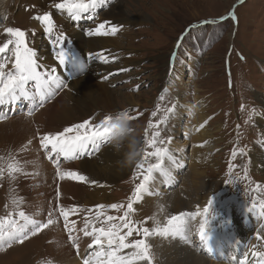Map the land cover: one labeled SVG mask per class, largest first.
Returning a JSON list of instances; mask_svg holds the SVG:
<instances>
[{"label": "rangeland", "instance_id": "1", "mask_svg": "<svg viewBox=\"0 0 264 264\" xmlns=\"http://www.w3.org/2000/svg\"><path fill=\"white\" fill-rule=\"evenodd\" d=\"M0 1H2V3L0 2V7L2 6L0 9V46L9 39L5 29L17 27L28 33L31 41L28 43L34 46L40 58L42 53L47 56L52 55L53 58L49 37L43 31V25L34 19L36 15L45 11H52L55 14L57 11L52 7L53 3L45 4V1L42 0V5H37L34 0H20L16 4L15 0H9L10 6L7 7L8 0ZM117 2H122V7L127 9L131 16L128 17L129 21L124 17L123 19L119 18L116 12H114V16H111L119 18L113 24L121 27L115 36L110 35L108 38L112 39L113 37L117 40L120 38L119 42L121 43H119L120 48H116V45L110 46V62L104 65H112L116 69L109 73L107 79H105L107 75L103 76L102 81L114 80L111 83V88L118 91L115 99L118 110L110 111L108 108L100 107L98 110L90 111V116L87 114L82 119L92 118L99 121L106 115L120 110H128L129 115L134 117L131 121L136 139L142 149L151 152L153 149L144 143L146 129L149 138L153 132L159 131L158 140H165L167 144L168 138L173 137L172 134L176 128L184 130V126L187 124L188 130L191 131V126L195 123V116L190 115L188 109L183 107L184 112L179 123L176 122L177 116L174 115L171 118L172 111H168L176 105L175 97L180 93L176 87H181L182 82L190 80L189 82L192 84H187L190 87V90L187 89V95L184 91L182 92L186 95L189 103L196 108L200 106L201 111L206 112V120L202 124L215 132L213 137L218 139L214 151L208 155L210 157L205 156V163L202 167L209 176L207 179L209 178L211 182L209 185V189L213 190H211V197H217L220 191L225 188L234 193L241 191L245 198L251 197L254 193L250 187L259 185L262 190L264 188V126L260 123L259 118L264 116V0H110L106 6L95 10L92 20L85 16L80 20L73 21L65 15L66 12L63 13L61 15L63 17L56 20L58 25L56 32H59V28H61V32L68 33L65 28L68 22H70V30L75 28L85 30L88 25L94 28L105 20L110 21L113 18L105 19L108 17L105 12H109ZM14 8L16 11L12 10ZM232 11L235 12L236 19L228 16V13ZM17 15L21 16L17 17ZM222 16L224 19L220 20L219 18ZM206 19L215 20L216 23L207 25L201 23ZM67 40L65 45L75 50L77 48L75 41L71 40L72 42H70L69 38ZM12 47L9 45V49L5 53H0V62L7 61L9 68L14 60L10 51ZM84 53L83 50L80 54L81 61L84 59ZM120 54H124L125 57L127 56L126 58L133 61L128 65V68H124L128 71H121L123 62H119L117 59ZM113 57L116 59L111 60ZM52 68L55 66L46 67V70L49 71ZM41 70L45 71L43 68ZM88 70L89 66L84 68V73L86 74ZM84 73H81V76H84ZM67 75L71 77V73ZM178 76H181L182 82H178ZM165 89H167L166 92ZM134 96L138 98L139 103L134 105L130 103V105L127 99L132 100ZM181 97L184 95H180ZM23 106L27 108L28 104L18 101L15 104H6L4 107L23 110ZM4 107L0 106L2 115L8 112L3 111ZM194 107L190 108L195 110ZM153 112L156 115H153ZM176 112L177 110L174 114ZM165 115H167V120L157 124ZM149 121L157 126L149 128ZM191 136L186 135L184 131L180 135L181 141L189 140V143L185 147L183 146L187 154L192 150ZM36 137L38 138V136ZM109 146L110 143H104L101 145V149H107ZM205 148V145L201 147L203 151ZM241 149L244 150L243 153L240 152ZM171 150L177 157L176 161L179 160L181 164L185 165L182 171L187 172L189 170L188 163L178 158L177 149ZM234 150L237 152L235 158L232 156ZM15 152V146L11 140H0V157H7L9 153L15 155ZM257 153L260 156L254 158ZM230 158L234 165L231 173L229 168L226 169ZM141 159H143V152L138 161ZM149 159L151 163H155L154 158ZM254 159H257L256 163H254ZM137 162L132 165L130 171L122 179L116 181L113 188L111 187V191L113 189L112 199L115 200L113 202L123 203L122 198L131 196L134 183L132 177L135 176ZM167 163L168 161H166ZM245 168L247 177L244 174ZM172 176L174 177V175ZM230 176L233 178L239 176L240 178L234 183H226ZM24 179L23 175L11 182L6 175L0 179V216H5L14 209L15 206L11 202L13 196L24 198L21 207L26 210L22 183ZM164 181V178L158 177L152 184L159 188L156 190L158 193L152 196L158 197V205L161 200L159 197L162 195L161 188L167 186ZM252 181H254V185L250 183ZM30 183L31 187L35 184L33 187L35 190L40 188L38 182ZM99 184L102 185L101 182ZM93 192H96L95 197L89 196L88 199L87 195L93 194ZM83 193L82 198L79 199V205L82 208H89L88 206L100 203L97 199L99 196L101 197V193L91 186L84 188ZM87 199L89 203L84 202ZM60 203L62 202L60 201ZM166 207L167 205L161 204L162 212L157 217V221H159V217L167 216L164 211L172 212V208L166 209ZM134 208L136 209L135 215L146 220L150 229L154 227L152 223L155 224V221L147 219L154 217L153 208L146 211L148 207L138 202L134 204ZM224 210L220 206H214L211 217L214 218ZM249 217L250 222H248L251 224L252 230H249L248 234L252 236L254 232H260L262 235L264 229L257 230L255 226L258 224H255V218L252 215ZM259 221L261 222V220ZM221 224V220L213 224L210 218L209 230H220ZM190 230H193L192 233H194L197 231V227H192ZM64 232L66 233L64 230H59L60 234L57 233L61 239L58 243L64 246L68 243L73 248L71 241L68 240V235L66 239L63 238ZM46 233L45 230L22 245L17 244L5 252H0V264H48L49 261L51 264H58L45 251V244H49L51 241L47 239ZM192 233L190 232V234ZM241 237L246 240V235ZM132 238L140 237L134 234ZM249 238L248 241H250ZM159 240H161V244L158 243L160 255L157 251ZM148 241L156 254V264H166L171 254L167 248L177 239L169 238L167 240L161 237L159 239L158 236H150ZM260 241L253 238L250 243L260 246L264 251V241H261L262 244ZM200 253L207 254L202 250ZM76 255L77 253L74 254L75 257ZM234 257L236 259L233 261H237L238 257L236 255ZM233 261L231 260V263L235 264Z\"/></svg>", "mask_w": 264, "mask_h": 264}, {"label": "snow or ice", "instance_id": "2", "mask_svg": "<svg viewBox=\"0 0 264 264\" xmlns=\"http://www.w3.org/2000/svg\"><path fill=\"white\" fill-rule=\"evenodd\" d=\"M110 0H59L53 3L52 7L58 12H66L73 20L77 21L85 16L89 20L94 19L93 13L98 8L106 6ZM228 16L236 19L235 12H229ZM34 19L43 25V31L49 37V43L59 65L63 66L67 51L65 48L66 37L63 32L57 34V24L53 14L49 11L36 15ZM223 20L224 17H220ZM203 24L216 23L215 20H204ZM121 26L105 20L97 24L94 28L87 30V35L92 36H115ZM5 32L9 39L0 46V53H5L12 45L11 53L14 60L11 67H8L7 61L0 62V105L15 104L18 101H28L31 105L26 113L28 117H33L35 112L42 109L45 103L64 88L65 82L60 75L56 74V69L43 71L42 65L38 61L37 51L28 43V33L17 27H7ZM89 57L93 60L99 59L104 63L110 62V57L105 51L89 52ZM112 60L116 58H111ZM128 71V69H121ZM107 79V77H105ZM167 89H165V92ZM163 99V96H161ZM129 119L134 117L129 115ZM169 112L173 109H168ZM153 115H156L153 112ZM111 115H106L98 124H94L90 119H85L80 123H73L70 126L63 127L62 130H44L39 129L36 132L38 136V146L46 154L47 159L54 167V176L57 181H76L81 183H91L95 185L97 181H89L88 176L78 170L68 169L62 166V161H75L82 157H91L100 151L101 145L109 143V134L111 132ZM7 120V115H0V121ZM167 120V115L161 118L162 123ZM206 123V122H205ZM149 121V128L156 127ZM204 124L200 125L203 128ZM199 130V129H197ZM159 131L152 133L148 137L147 129L145 130L144 143L151 147V152L142 149L143 159L136 164L137 175L142 177L128 197L126 206L124 203L96 204L91 208H82L78 204L64 205L60 203L61 188L56 183L54 188V200L49 205L46 219H38L34 214H29L21 205L24 203L23 197L12 198L14 209L5 216H0V252H5L14 245L24 244L30 238L37 236L45 230L53 229L59 225L60 218L63 220V229L68 233V240L79 253L81 248V236L90 238L87 243L82 264H156V255L152 245L148 241L150 236H159L161 238H179L185 243H192L190 236V221L197 216L204 217L198 227L199 249L209 255L216 256L208 244L209 234V211L212 200L209 199L207 206L197 212H180L169 216L165 223L161 224L155 220L153 228L144 227L146 221L132 219L136 211L134 204L141 202L146 195H153L152 184L157 176L165 178V181L171 183L174 180L171 169L167 167L166 161L176 163V157L169 148L165 140H158ZM169 141L171 138H168ZM32 144L29 140L27 144L21 146V151L26 150ZM203 146V145H200ZM243 149L240 150L243 153ZM237 155L234 150L233 158ZM149 158H155V163H147ZM147 163V167L145 164ZM229 172H232L234 165L229 163ZM24 164L12 153L7 157H0V179L7 176L8 180L15 181L19 176L25 175ZM245 177L247 169L245 168ZM239 176L232 177L226 183H234ZM259 188V185H257ZM122 211L119 216L109 215L107 210ZM249 210L256 213L259 219H264V199L253 200ZM83 213V219L80 221L82 227H77L78 221L70 219ZM264 228V225L261 226ZM73 233H77L74 235ZM136 234L140 238H132ZM132 238V239H130ZM257 240H264V235L256 233ZM255 245L251 248L255 249ZM125 249L130 251L125 252ZM91 250V251H88ZM249 251L243 252V258L239 264H250ZM251 256L255 264H264V251L251 250ZM235 260V257L230 258ZM51 264V261L48 262Z\"/></svg>", "mask_w": 264, "mask_h": 264}, {"label": "bare ground", "instance_id": "3", "mask_svg": "<svg viewBox=\"0 0 264 264\" xmlns=\"http://www.w3.org/2000/svg\"><path fill=\"white\" fill-rule=\"evenodd\" d=\"M15 1L17 4L20 0ZM34 1L37 3V5H42V0ZM44 1L45 4L47 2H59V0ZM0 2L2 3V1ZM9 3L10 1L8 0L6 2L7 7L10 6ZM12 10L16 11L15 8ZM114 12H116V15L121 19H123L124 17V19L128 20V17L130 18L131 16V14L128 13V10L122 7V2H117L115 5H113V8L109 10V12H105V14H108L107 16L111 17L115 15ZM63 13L65 12L57 11L54 14L56 20H59L60 17H63L61 16ZM65 15H67V13H65ZM18 16L20 17L21 15H17V17ZM108 17H106L105 19L113 18L112 20H110L112 23L115 20H119L118 17ZM69 19L71 20L70 17ZM65 28L68 32L64 33L65 37L68 36L66 37V40L69 38L70 42H72L71 40L75 41V45L77 46L76 49L78 52H83V50L85 51L83 55L84 59L77 65V73L75 77L71 78L70 76L65 75L67 72L63 73L61 71L56 61L53 60L52 55L47 56L44 53L40 54L41 58L39 56L37 57H39L40 63L43 66L42 68L46 71V67H49L51 65L55 66V69H58L59 75L65 81L66 88H62L57 95L48 100L45 103V106L42 109L36 111L34 116L31 118L26 115L29 107L31 106L28 101L21 100V103L28 104L27 108L26 106H23V110L7 109L6 107H4L5 105H3V111H8L4 114L7 115V120L0 121V140H11L13 142L16 151L15 156L25 166L26 174L23 175L25 179L22 180V183L23 193L25 196L26 211L29 214H34L38 219H46L49 205L54 200V188L58 181L54 176L53 165L49 160H47L46 154H44L43 150L38 146L36 129H39L41 132L44 130H62L63 127L70 126L72 124L71 122L84 121L82 117L87 114H89L90 116V111L98 110L100 107L108 108V110L110 111L118 110V106L117 104H115V99L118 95V91L111 88V83H113L114 80L102 81L103 76L107 75L106 77L108 78L109 73L114 71V69L116 68H114L112 65H104L106 63L99 59L93 60L90 57L88 59L86 58L85 54L87 52L104 50L105 54L110 57L109 48L113 47L114 45H116V48H120V38L119 40H117L113 37L112 39L108 38V36L90 37L86 35V32L89 28H93L91 25H88L85 30H80L78 28L70 30V22H68L65 25ZM59 32H61V28H59ZM59 32H57V34ZM126 57L124 54H120L117 57L119 62H123V69L128 68V65L133 62ZM70 59L71 56L68 54L66 58V66L68 67L71 66ZM88 66L89 70L85 74L84 68H87ZM81 73H84V76L82 75L83 77L81 76ZM177 79L178 82H182L181 76H178ZM189 81H184L182 82L181 87H176L180 93L175 97L176 105L172 108L173 111L171 113V118L174 117V115L177 116L178 120H176V122L179 123L182 119L184 107L188 109L187 111L188 113H190V115L195 116V123L193 126H191V131L188 130L187 124L184 126V130H182V128H176L174 133L172 132L173 137H170L171 140L168 142L169 148L178 150V158H181V161L188 163L189 170L187 172H183L182 169L185 165L181 164L179 160L176 161L175 164L168 161L166 165L171 169L172 175H174V180L171 183L164 181L167 186L161 188L162 195L161 197H159L161 198V200L159 201L160 205L157 204V200H159L158 197H152L155 193H158L156 190L159 188H157L155 185H152V191L154 194L146 195L141 202H138L148 207L146 211H148L150 208H153L152 212L155 213V220H157L160 212H162L161 204L167 205L166 209L172 208V212L164 211L167 216L161 218L159 217V222L161 224L165 223L169 216L178 214L180 212H185L186 209H189L188 211L190 212L200 209V211L202 212L203 208L206 206L207 201L211 197L212 189H209V185L211 184V182L209 178L207 179V177L209 176L202 167L205 163V156L211 155V152L214 151V148L216 147L218 139L216 140V137H213L215 132L211 131L209 127L207 128L205 124L203 128H200V125L204 122V120H206L207 114L206 112H204V110L201 111L200 106L196 108L191 103H189V101H187V89L190 90V87H188L187 84H192ZM182 91H184L186 95ZM180 95H184V97L180 98ZM137 99L138 98L134 96L132 100L127 99V101L129 102V104L131 103L132 105H134L139 103ZM190 107H194L195 110L191 109ZM176 110L179 113L176 112V114H174ZM0 115H2V111L0 112ZM259 121L264 126V116L262 118H259ZM183 131L186 133V135H192V150L189 154L185 153L186 151L184 150V147L189 143V140L185 139L184 141H181L180 139V135ZM29 140H32V144L26 150L21 151V146L27 144ZM176 145L177 147H175ZM200 145H205V151L201 149L202 146ZM125 150L126 147L125 149H122L121 152L117 153L110 145L107 149L102 150L100 148V151L96 152L91 157H82L81 159L75 161H62L63 167L80 171L82 174L88 176L89 181H97L95 185L91 184L90 182L81 183L69 180L61 181V183L59 184L61 188L60 201L62 202V204L66 206L71 204L79 205V199L82 198L84 188L89 186L98 191V193H101V197L99 196L98 199L96 197L97 201L99 200L100 203L107 204L115 201L114 199H112L111 194L113 189L111 191V187L116 183V181L122 179L132 167V165L122 167L118 163V161L123 158V152ZM254 156V158H258L260 154L257 153ZM209 157L210 156H208L207 158ZM256 160L257 159H254V163H256ZM177 171L179 172L177 173ZM158 177L161 179L164 178L159 175L157 176V178ZM181 180L182 182H180ZM32 181L38 182L40 188L37 186L39 189L35 190L33 188L35 184L33 185V187H31L30 182ZM100 182L102 185L99 184ZM175 183H177V186H175ZM86 184H88L89 186H87ZM95 194L96 192H93V194L87 195V198L89 196L93 198L95 197ZM88 199L84 202L89 203ZM253 217L256 220L255 224H258L255 226V228L257 230H260V228H262L261 226L264 225V223L259 221L261 219H258L256 213H253ZM70 219H72V217H70ZM77 221L78 226L82 227L83 225L82 223H80L82 219L79 218ZM194 221L195 219L190 221L191 228L195 227L194 225H192ZM248 221L249 219H246L243 211H241V209H236L234 217V223L236 225L235 232L232 233L228 231L226 232V235L224 237L218 236V239H215L214 242L209 245L211 249L213 248L212 251L216 256L209 255L208 253L206 255L200 253L201 250L198 248V239H196L197 237H193L195 236V233L197 231H194V233L190 234L192 236V243H185L179 238H176L177 241L173 242L167 248V251H171V254L168 257V261L166 264H232L230 258L234 257V255H236L238 259L237 261H232L235 262V264H239V260L243 258V252L245 250H250L249 262L250 264H255V261L251 256V250H261V247L256 246L255 249L251 248L252 245L250 241H248V238L251 237V235H249L248 232L249 230H252V226L251 224H249L250 221ZM152 225L154 226L155 224L152 223ZM59 230H64L62 229L61 221L59 222V225L57 227L46 230L47 239L51 240L49 244H45V251L47 255H50L58 264H82L86 246L87 243H90V240L88 238H84L83 235L81 236V233H79V235L81 236V248L78 253L76 248H71V245H69L68 243H66L67 245L65 246L58 243L61 240L60 235H57V233L60 234ZM67 235L68 233L65 234L64 232L63 238L66 239ZM74 235H77V233H74ZM244 235H246V240H243L241 237ZM262 235H264V230H262ZM168 239L169 238H167V240ZM161 240L157 242V251L159 255L160 247L158 246V243L161 244ZM261 241L260 243L262 244ZM76 253L77 255L75 257L74 254Z\"/></svg>", "mask_w": 264, "mask_h": 264}, {"label": "clouds", "instance_id": "4", "mask_svg": "<svg viewBox=\"0 0 264 264\" xmlns=\"http://www.w3.org/2000/svg\"><path fill=\"white\" fill-rule=\"evenodd\" d=\"M110 115L112 128L109 134V143L117 153L126 147L123 158L118 163L122 167L131 166L138 161L142 153V147L134 135L132 121L128 118L125 110Z\"/></svg>", "mask_w": 264, "mask_h": 264}]
</instances>
